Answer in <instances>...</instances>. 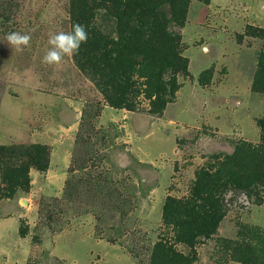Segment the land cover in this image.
I'll list each match as a JSON object with an SVG mask.
<instances>
[{"label": "rangeland", "instance_id": "374dc122", "mask_svg": "<svg viewBox=\"0 0 264 264\" xmlns=\"http://www.w3.org/2000/svg\"><path fill=\"white\" fill-rule=\"evenodd\" d=\"M184 3L178 26L182 8L170 0H0V264H152L164 241L188 264H242L227 241L256 244L247 228L264 235V187L260 204L246 190L223 191L215 233L193 246L166 215L170 200L191 196L197 172L263 135L259 2ZM142 11L169 21L189 61L160 115L144 97L134 111L111 106L92 74L119 24L126 37ZM75 23L88 33L79 52L42 64L49 35ZM12 31L30 34V46L15 51L3 40Z\"/></svg>", "mask_w": 264, "mask_h": 264}, {"label": "trees", "instance_id": "16d2710c", "mask_svg": "<svg viewBox=\"0 0 264 264\" xmlns=\"http://www.w3.org/2000/svg\"><path fill=\"white\" fill-rule=\"evenodd\" d=\"M170 1L173 9L182 8L180 14L174 12L173 18L178 26L183 25L185 0ZM138 17L145 20L132 24L126 37L119 24V40L112 42V54L108 55L109 48L105 46L92 74L111 106L134 111L140 98L144 97L150 101V112L160 115L180 89L177 77L179 73L188 72L189 61L182 55V36L170 29L169 21L156 24L157 15L153 12L142 11ZM137 35L148 38L135 41ZM261 127L260 144L241 142L232 156L215 158V164L197 172L188 199L169 201L165 212L173 219L178 240L193 246L200 235L215 233L226 206L224 195L229 188L254 193L255 203H261V190L257 187H264V121ZM246 232L251 240L257 241L256 244L247 240L227 241L228 245L242 264L264 261V245H260L264 235L259 228H247ZM152 264H188V259L164 241L155 246Z\"/></svg>", "mask_w": 264, "mask_h": 264}, {"label": "clouds", "instance_id": "9594fccd", "mask_svg": "<svg viewBox=\"0 0 264 264\" xmlns=\"http://www.w3.org/2000/svg\"><path fill=\"white\" fill-rule=\"evenodd\" d=\"M15 51L20 52L31 44L30 34L12 31L6 33L4 39ZM88 40L85 26L75 23L71 31H59L50 34L48 45L50 46L41 59V63L48 66H58L65 57H71L79 52L80 46Z\"/></svg>", "mask_w": 264, "mask_h": 264}, {"label": "crops", "instance_id": "0c3cea01", "mask_svg": "<svg viewBox=\"0 0 264 264\" xmlns=\"http://www.w3.org/2000/svg\"><path fill=\"white\" fill-rule=\"evenodd\" d=\"M257 2H259V4L255 6L252 19L259 24L264 25V0H257ZM256 19L259 20L257 21Z\"/></svg>", "mask_w": 264, "mask_h": 264}]
</instances>
